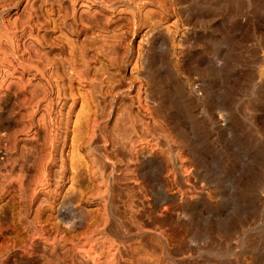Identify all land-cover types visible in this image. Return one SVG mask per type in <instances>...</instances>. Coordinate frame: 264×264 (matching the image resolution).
I'll return each mask as SVG.
<instances>
[{"label": "rangeland", "instance_id": "374dc122", "mask_svg": "<svg viewBox=\"0 0 264 264\" xmlns=\"http://www.w3.org/2000/svg\"><path fill=\"white\" fill-rule=\"evenodd\" d=\"M0 264H264V0H0Z\"/></svg>", "mask_w": 264, "mask_h": 264}]
</instances>
